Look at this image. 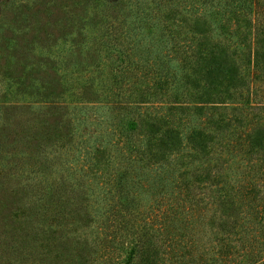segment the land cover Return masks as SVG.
Instances as JSON below:
<instances>
[{"label":"trees","instance_id":"obj_1","mask_svg":"<svg viewBox=\"0 0 264 264\" xmlns=\"http://www.w3.org/2000/svg\"><path fill=\"white\" fill-rule=\"evenodd\" d=\"M0 264H264V0H0Z\"/></svg>","mask_w":264,"mask_h":264},{"label":"rangeland","instance_id":"obj_2","mask_svg":"<svg viewBox=\"0 0 264 264\" xmlns=\"http://www.w3.org/2000/svg\"><path fill=\"white\" fill-rule=\"evenodd\" d=\"M5 89V87L4 86H1V91H3Z\"/></svg>","mask_w":264,"mask_h":264}]
</instances>
